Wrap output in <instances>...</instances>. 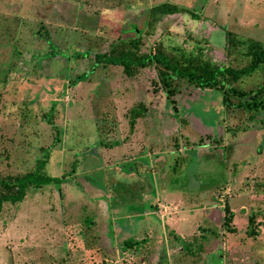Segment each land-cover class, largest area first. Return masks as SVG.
Returning a JSON list of instances; mask_svg holds the SVG:
<instances>
[{"label":"rangeland","instance_id":"1","mask_svg":"<svg viewBox=\"0 0 264 264\" xmlns=\"http://www.w3.org/2000/svg\"><path fill=\"white\" fill-rule=\"evenodd\" d=\"M160 3L182 10L153 21ZM248 41L264 46V0H0V192L41 160L51 179L2 204L0 264H264V111L93 59L240 68ZM231 85L263 88L264 68Z\"/></svg>","mask_w":264,"mask_h":264},{"label":"trees","instance_id":"2","mask_svg":"<svg viewBox=\"0 0 264 264\" xmlns=\"http://www.w3.org/2000/svg\"><path fill=\"white\" fill-rule=\"evenodd\" d=\"M182 8L169 3H160L148 10V16L153 21L160 16L180 12ZM191 13V12H190ZM191 15H193L191 13ZM228 36V35H227ZM226 36V42L232 40ZM128 46L138 51L136 39L127 42ZM199 54V53H198ZM245 54L249 58L248 64L240 68H232L227 65H214L199 56L181 54L177 59H169L159 51H148L145 54H135L126 51L114 55L110 48L107 53H96L93 59L102 66H119L124 74L130 75L132 68L143 69L152 66L156 70L157 80L165 94L171 98L175 93V82H184L186 85L211 89L220 92L222 102L228 108H240L248 112L246 120H252L259 111H264V87H257L247 92H239L231 84L253 74L258 69L264 68V46L258 42L248 41L245 44ZM232 98L237 101L233 104ZM43 160L38 161L34 169L20 178L3 184L5 193L0 192V210L3 203L15 204L20 202L29 185L38 188L48 184L51 179L40 174ZM232 220V213L227 206H223L222 228L228 233L234 232L229 227ZM248 234H252L250 231ZM136 242L123 241L126 248L132 247Z\"/></svg>","mask_w":264,"mask_h":264}]
</instances>
